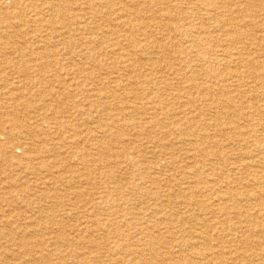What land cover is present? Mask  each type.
<instances>
[{
    "label": "rangeland",
    "instance_id": "rangeland-1",
    "mask_svg": "<svg viewBox=\"0 0 264 264\" xmlns=\"http://www.w3.org/2000/svg\"><path fill=\"white\" fill-rule=\"evenodd\" d=\"M111 1L0 0V264H264V0Z\"/></svg>",
    "mask_w": 264,
    "mask_h": 264
},
{
    "label": "bare ground",
    "instance_id": "bare-ground-1",
    "mask_svg": "<svg viewBox=\"0 0 264 264\" xmlns=\"http://www.w3.org/2000/svg\"><path fill=\"white\" fill-rule=\"evenodd\" d=\"M161 1V0H160ZM260 1V0H259ZM111 2H113V0L111 1ZM115 2H118V1H115ZM139 2V1H138ZM240 2H243V1H240ZM123 3V2H122ZM246 3V2H245ZM260 3V2H259ZM259 3H257V5H260ZM252 4V3H251ZM253 5H255V4H252V6ZM210 10V9H209ZM214 10V9H213ZM140 11V10H139ZM225 11V10H224ZM106 13V12H105ZM124 14H125V12H124ZM102 15V14H101ZM126 15H127V13H126ZM138 15V14H137ZM167 15V14H166ZM137 17V16H136ZM187 17H189V15L187 16ZM209 17V16H208ZM126 18V17H125ZM135 18V17H134ZM173 19V18H172ZM190 19V18H189ZM212 19V18H211ZM236 19V18H235ZM224 20V19H223ZM133 21V20H132ZM171 21V20H170ZM221 21V20H220ZM230 22H232V21H230ZM128 23V22H127ZM127 23H126V26H127ZM173 23H175V21L173 22ZM177 23V22H176ZM218 23V22H217ZM129 24V23H128ZM188 24V23H187ZM173 25H175V24H173ZM226 25V24H225ZM232 25V24H231ZM132 27V26H131ZM134 27V26H133ZM152 27V26H151ZM170 29V28H169ZM171 30V29H170ZM182 31V30H181ZM106 32H108V30L106 31ZM112 32V31H111ZM193 32V31H192ZM115 35V34H114ZM211 39V38H210ZM232 41H233V39H231ZM212 42H215L214 40H212ZM214 44V43H213ZM217 44V43H216ZM251 44V43H250ZM253 45V44H252ZM247 48V47H246ZM241 49V48H240ZM240 51V50H239ZM222 52V51H221ZM238 53V52H237ZM225 55V54H224ZM124 56V55H123ZM234 59V58H233ZM248 59V58H247ZM235 61H236V59H234ZM238 60V59H237ZM238 62H239V60H238ZM253 62V61H252ZM245 67V66H244ZM240 69V68H239ZM238 69V70H239ZM263 98V97H262ZM262 133V132H261ZM34 135H35V133H34ZM35 143V142H34ZM33 143V144H34ZM263 153V152H262ZM250 201V200H249ZM247 202H248V200H247ZM9 206V205H8ZM235 207H237V206H235ZM7 224V223H6ZM26 230V229H25ZM5 231V230H4ZM21 231V230H20ZM112 232H114V231H112ZM6 233V232H5ZM204 233V232H203ZM113 234V233H112ZM26 235V234H25ZM126 235V234H125ZM208 236L207 234H204V236ZM64 236V235H63ZM86 236V235H85ZM87 237V236H86ZM5 238V237H4ZM59 238H60V236H59ZM115 238V237H114ZM13 239V238H12ZM16 239H18V238H16ZM208 241V240H207ZM213 241V240H212ZM9 242V241H8ZM95 242V241H94ZM211 242V241H210ZM14 243V242H13ZM96 243V242H95ZM206 243V242H205ZM207 243H209V241L207 242ZM10 244V243H9ZM49 244V243H48ZM124 244V243H123ZM123 244H120V245H123ZM8 246V245H7ZM78 246V245H77ZM147 246V245H146ZM76 247V246H75ZM79 247V246H78ZM101 247V246H100ZM258 247V246H257ZM145 248V247H144ZM158 248V247H157ZM259 248V247H258ZM75 249V248H74ZM117 249V248H116ZM127 249V248H126ZM127 251V250H126ZM143 252V251H142ZM164 252V251H163ZM180 252H181V249H180ZM33 253V252H32ZM35 253V252H34ZM154 253V252H153ZM162 253V252H161ZM112 254V253H111ZM143 254V253H142ZM210 254V253H209ZM11 255H13V254H11ZM74 255V254H73ZM114 255V254H113ZM135 255V254H134ZM18 256V255H17ZM20 256V255H19ZM139 256V255H138ZM13 257V256H12ZM75 257V256H74ZM8 258V257H7ZM28 258V257H27ZM136 258H138V257H136ZM152 258V257H151ZM32 259V258H31ZM31 259H29V260H31ZM99 259V258H98ZM150 259V258H149ZM24 260V259H23ZM28 260V261H29ZM56 260V259H55ZM54 260V261H55ZM135 260V259H134ZM27 261V262H28ZM31 261H33V260H31ZM30 261V262H31ZM119 261H121V260H119ZM192 261V260H191ZM204 261V260H203ZM24 262V261H23ZM42 262V261H41ZM74 262H75V260H74ZM118 262V261H117ZM147 262V261H146ZM55 263V262H54ZM120 263V262H119ZM129 263V262H128ZM145 263V262H144ZM66 264V263H65ZM80 264V263H79ZM210 264H212V263H210Z\"/></svg>",
    "mask_w": 264,
    "mask_h": 264
}]
</instances>
